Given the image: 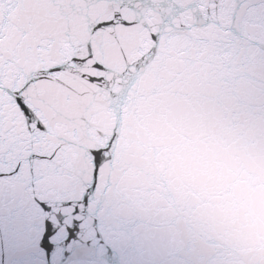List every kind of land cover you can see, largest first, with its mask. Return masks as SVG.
<instances>
[{"label":"snow or ice","instance_id":"snow-or-ice-1","mask_svg":"<svg viewBox=\"0 0 264 264\" xmlns=\"http://www.w3.org/2000/svg\"><path fill=\"white\" fill-rule=\"evenodd\" d=\"M115 6L130 8L137 14L138 20L144 19V11L151 7L159 12L161 31L151 33L154 40L162 34L164 25H174L176 17L193 9L197 23L209 21L217 26H226L234 35H245L248 24L261 29L258 43H264V0H110ZM17 0H0V191L11 185L5 181L24 184L32 193L33 204L41 213L40 237L38 248L43 253V264H67L72 256V245L80 240L86 214L89 210L91 195L95 192L99 180V169L105 161L107 148L91 150L93 160V180L78 198L53 197L42 194L41 186L54 187L55 179L62 173V166L57 164L58 149H49L47 137L50 125L39 114L38 108L28 99L29 89L39 80L51 74L62 72L66 64L53 65L50 68L38 69L39 75L26 74L16 62L14 54L5 55V40L13 29L12 13ZM119 19L126 25L137 21L128 20L123 13L117 11L111 23ZM109 21H100L96 27L102 28ZM73 57V64L84 63L91 59ZM103 69L99 61L92 65ZM89 82L104 81L102 75L82 73ZM0 215L3 210L0 209ZM11 220L13 210L7 209ZM31 225L17 233H9V247L13 244L23 245L28 238ZM63 236L64 246L58 248V239ZM26 264H33L25 259Z\"/></svg>","mask_w":264,"mask_h":264}]
</instances>
